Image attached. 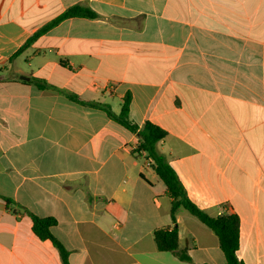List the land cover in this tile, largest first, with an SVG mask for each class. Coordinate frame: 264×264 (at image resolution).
<instances>
[{"label": "crops", "instance_id": "obj_1", "mask_svg": "<svg viewBox=\"0 0 264 264\" xmlns=\"http://www.w3.org/2000/svg\"><path fill=\"white\" fill-rule=\"evenodd\" d=\"M79 4L98 18L67 19L13 58ZM128 93L134 123L167 131L158 148L190 199L238 215L239 258L264 264V0H0V264H63L29 213L57 220L70 264H226L217 234L185 209L189 260L157 248L171 199L154 195L138 136L67 96L118 114Z\"/></svg>", "mask_w": 264, "mask_h": 264}, {"label": "trees", "instance_id": "obj_2", "mask_svg": "<svg viewBox=\"0 0 264 264\" xmlns=\"http://www.w3.org/2000/svg\"><path fill=\"white\" fill-rule=\"evenodd\" d=\"M71 18L96 19L98 18V14L86 5L79 4L69 8L31 36L18 52L14 54L13 58L30 47L35 41L48 33L55 26ZM31 82L42 90L55 88L43 80L32 79ZM67 96L81 105L103 110L110 119L138 136L139 142L134 154H145L146 159H151L153 161L152 168L159 180L157 184L150 183L154 195L160 197L166 194L171 199V218L174 225L172 228H161L154 232V239L160 251L179 254V234L176 213L180 209H185L217 234L220 240V247L226 258V264H245L238 256L241 239L240 218L238 215L234 213L211 215L190 199L178 174L167 157L158 148L159 143L164 141L168 136L167 131L149 121L143 126H139L130 119V93L124 96L122 108L118 114L115 113L109 105L94 101L84 102L77 96L71 94H67ZM5 201L8 209L15 212V207L18 205L11 199H6ZM105 210L120 224L126 222L127 211L115 202H107ZM29 215L32 218V230L34 234L42 241L50 240L58 250L62 263L70 264L69 252L52 233V228L58 224L57 220L53 217L41 218L30 213ZM179 256L184 260H189L188 256L184 254H179Z\"/></svg>", "mask_w": 264, "mask_h": 264}, {"label": "water", "instance_id": "obj_3", "mask_svg": "<svg viewBox=\"0 0 264 264\" xmlns=\"http://www.w3.org/2000/svg\"><path fill=\"white\" fill-rule=\"evenodd\" d=\"M21 79L22 80H27V81L29 80V78L28 77H25V76H21Z\"/></svg>", "mask_w": 264, "mask_h": 264}, {"label": "built area", "instance_id": "obj_4", "mask_svg": "<svg viewBox=\"0 0 264 264\" xmlns=\"http://www.w3.org/2000/svg\"><path fill=\"white\" fill-rule=\"evenodd\" d=\"M150 162H152L153 163V161L151 160Z\"/></svg>", "mask_w": 264, "mask_h": 264}]
</instances>
